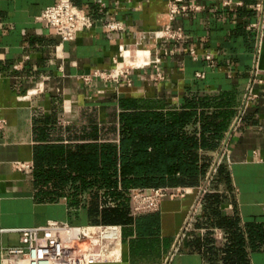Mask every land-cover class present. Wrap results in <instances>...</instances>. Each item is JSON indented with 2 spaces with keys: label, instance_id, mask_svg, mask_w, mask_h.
<instances>
[{
  "label": "crops",
  "instance_id": "crops-1",
  "mask_svg": "<svg viewBox=\"0 0 264 264\" xmlns=\"http://www.w3.org/2000/svg\"><path fill=\"white\" fill-rule=\"evenodd\" d=\"M71 1L91 15L93 25L61 41L38 17L55 0H0V254L18 243V228L47 220L101 223L87 217L91 200L101 209L104 191L82 188L89 177L69 179L63 190L46 196L51 200L41 199L34 174L42 148L53 162L77 151L86 156L92 142L117 141L119 97L168 109L178 107L187 91H197L234 111L207 173L196 186H183L184 195H166L157 210L112 223L121 225L120 260L95 264H239L237 244L218 224L221 219L237 222L247 264H264V240L250 236L253 229L264 230V9L257 6L264 0H177L198 9L171 22L184 33L176 41L150 33L169 23L167 0ZM111 17L125 24L123 31L106 30ZM121 44L157 54L164 78L153 79L152 65L133 69L131 84L95 76L114 67ZM249 88L253 97L245 100Z\"/></svg>",
  "mask_w": 264,
  "mask_h": 264
},
{
  "label": "trees",
  "instance_id": "trees-1",
  "mask_svg": "<svg viewBox=\"0 0 264 264\" xmlns=\"http://www.w3.org/2000/svg\"><path fill=\"white\" fill-rule=\"evenodd\" d=\"M213 99L214 95L209 93L187 91L178 107L154 109L143 107L136 98L119 97L117 141L92 142L86 156L77 151L56 162L45 147L39 151L34 177L41 189V199L51 200L46 196L63 190L69 179L89 177L81 182L82 188L103 187L104 191L100 210L95 200L87 206L88 219L106 224L124 223L130 218L131 189L196 186L207 173L234 114L226 104L212 105ZM210 106L214 110L209 113ZM63 162L66 168H62ZM52 164L58 167L50 168ZM222 171L221 165L218 172ZM112 203L114 206H109ZM218 224L229 231L233 245L237 244L235 261L247 264L241 250L243 241L236 231L237 222L221 219ZM250 236L264 240V230L253 229Z\"/></svg>",
  "mask_w": 264,
  "mask_h": 264
},
{
  "label": "built area",
  "instance_id": "built-area-1",
  "mask_svg": "<svg viewBox=\"0 0 264 264\" xmlns=\"http://www.w3.org/2000/svg\"><path fill=\"white\" fill-rule=\"evenodd\" d=\"M95 1L103 4V0ZM257 6L264 9L261 3ZM188 9L196 10L198 6L167 0L169 23L150 32L152 37L157 40H181L184 37L183 31L173 28L171 22L178 14ZM38 17L56 31L61 41L72 40L76 31L91 28L93 25L91 15L71 0H55L44 7ZM104 27L108 32H121L125 24L111 17L106 20ZM192 54L195 55L193 51ZM205 58L212 63L210 53L207 52ZM160 59L157 54L153 56L149 49L131 50L121 44L113 60L114 67L109 71H96L94 75L114 82H119L123 78L127 84H131L130 75L133 69L152 65L153 79L161 80L164 74L159 68ZM82 78L85 81L90 80L89 76L84 75ZM251 97L253 95L249 88L245 93V100ZM4 123L5 121L0 119V129ZM15 166L28 167L27 164L20 162H16ZM186 192V187L133 188L130 192L131 214L155 211L166 195L182 196ZM15 231L18 233V243L2 248L0 264H95L120 260L122 230L119 224L80 225L67 221L47 220L45 224L18 228Z\"/></svg>",
  "mask_w": 264,
  "mask_h": 264
},
{
  "label": "bare ground",
  "instance_id": "bare-ground-1",
  "mask_svg": "<svg viewBox=\"0 0 264 264\" xmlns=\"http://www.w3.org/2000/svg\"><path fill=\"white\" fill-rule=\"evenodd\" d=\"M141 58V56H139V59Z\"/></svg>",
  "mask_w": 264,
  "mask_h": 264
}]
</instances>
